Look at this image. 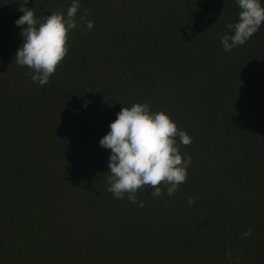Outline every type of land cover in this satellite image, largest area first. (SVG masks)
Instances as JSON below:
<instances>
[{"label": "trees", "instance_id": "16d2710c", "mask_svg": "<svg viewBox=\"0 0 264 264\" xmlns=\"http://www.w3.org/2000/svg\"><path fill=\"white\" fill-rule=\"evenodd\" d=\"M79 2L69 53L41 87L15 62L22 45L9 26L23 0H0V59L19 85L0 78V264H203L193 252L203 213L212 212L202 184L217 175L205 162L211 106H204L197 60L202 35L189 17L196 7L205 11L206 1ZM71 3L29 0L26 7L39 19L66 13ZM85 13L91 30L80 19ZM146 102L190 135L192 143L180 151L191 164L172 196L166 189L156 198L150 188L138 192L140 207L107 191L111 150L99 142L122 107Z\"/></svg>", "mask_w": 264, "mask_h": 264}, {"label": "rangeland", "instance_id": "374dc122", "mask_svg": "<svg viewBox=\"0 0 264 264\" xmlns=\"http://www.w3.org/2000/svg\"><path fill=\"white\" fill-rule=\"evenodd\" d=\"M205 1V11L196 7L187 17L202 35V55L197 60L204 77V106H211L205 119V162L217 178L205 179V168L202 201L213 213H203L205 225L195 230L193 252L202 256L203 264H214V259L235 264L237 257L240 264H264V87L257 80L261 77L264 82V25L244 45L225 52L220 38L232 34L226 30L227 17L235 24L241 9L236 0ZM9 32L20 33L21 29L13 24ZM19 37L22 45L23 37ZM1 61L0 78L16 88L13 70ZM257 65L259 71L254 69ZM227 133L233 137L227 138ZM248 229L252 236L241 239ZM242 246L243 251L231 252L230 261L228 249ZM219 249L225 255L216 253Z\"/></svg>", "mask_w": 264, "mask_h": 264}, {"label": "clouds", "instance_id": "9594fccd", "mask_svg": "<svg viewBox=\"0 0 264 264\" xmlns=\"http://www.w3.org/2000/svg\"><path fill=\"white\" fill-rule=\"evenodd\" d=\"M29 0H23L18 9L23 13L15 21L22 30L23 44L17 49L15 62L26 67L33 83L41 87L50 82L58 67L69 53V37L77 28L75 19L81 5L72 0L66 13L53 11L51 15L37 18L32 8L26 7ZM241 9L238 22L228 23L226 28L232 34L221 36L225 52L248 42L264 25V5L262 0H236ZM81 16L86 28L94 27L92 20ZM110 131L100 140V146L111 150L108 159L110 171L105 175L110 185L107 191L116 199H127L143 207L144 201H137V193L152 189L153 198L162 197L164 190L168 196L178 191L179 186L188 179V167L191 156L181 153V144L192 143L190 135L181 130L176 122L163 111L153 112L149 103H134L131 107H122ZM196 201L190 197L188 205ZM252 236V229L241 234V239ZM226 255L231 261V251ZM235 264H240L239 257Z\"/></svg>", "mask_w": 264, "mask_h": 264}]
</instances>
